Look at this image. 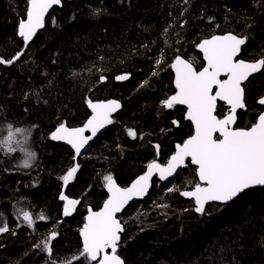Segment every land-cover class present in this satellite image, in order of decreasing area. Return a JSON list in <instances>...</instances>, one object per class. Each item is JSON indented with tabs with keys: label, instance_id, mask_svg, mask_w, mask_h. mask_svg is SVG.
Wrapping results in <instances>:
<instances>
[{
	"label": "trees",
	"instance_id": "obj_1",
	"mask_svg": "<svg viewBox=\"0 0 264 264\" xmlns=\"http://www.w3.org/2000/svg\"><path fill=\"white\" fill-rule=\"evenodd\" d=\"M62 3L17 61L0 64V142L9 126L30 136L24 148L13 143L15 152L0 147V226L9 228L0 233V264H95L80 256V229L88 208L97 211L107 199L104 177L128 187L151 161L166 164L193 133L184 108L162 104L175 93L170 67L175 57L199 70L205 63L197 45L226 33L246 38L241 59L264 57V0ZM26 7L27 0H0V57L24 49L18 22L26 18ZM160 53L164 60L157 64ZM121 75L128 79L117 80ZM263 95L264 69L246 85V109L238 113L237 127L256 122ZM112 99L123 103V111L82 157L51 140L61 123L84 125L89 100ZM227 112L219 104L217 115ZM28 152L34 153L31 159ZM76 164L79 171L65 186L61 177ZM198 182L189 164L168 183L155 180L149 197L119 217L125 232L118 255L125 264H264V188L229 205L210 204L200 216L194 201L181 197ZM61 193L80 201L70 216L63 215ZM23 211L32 214V226ZM41 214L45 220L38 219ZM52 232L57 235L49 254L41 242Z\"/></svg>",
	"mask_w": 264,
	"mask_h": 264
},
{
	"label": "snow or ice",
	"instance_id": "obj_2",
	"mask_svg": "<svg viewBox=\"0 0 264 264\" xmlns=\"http://www.w3.org/2000/svg\"><path fill=\"white\" fill-rule=\"evenodd\" d=\"M61 0H27L26 18L18 22V35L23 38L24 46L33 39L39 29L45 26L46 13L53 5ZM167 31V30H165ZM246 38L234 34L223 36L214 35L205 39L197 47L206 62L199 70L190 60L177 55L170 67L175 71V93L162 101L163 107L173 108L184 105L187 108L186 119L193 125V133L182 144L176 145L174 154L165 165L156 160L147 165V171L132 182L129 187H120L111 175L104 177L108 197L99 211L88 209L85 223L80 229L82 250L80 256L95 264H125L118 255L117 249L121 240L124 225L117 214L134 197H143L150 186L154 173L159 174L161 180L172 177L179 168L185 166L186 160L195 165V173L199 182L191 191L181 194L194 198L195 211L203 213L209 202L228 203L246 190L255 186H264V112L260 113L256 122L247 128L234 127L238 120V110L246 108L244 101V81L264 68V57L255 62L237 59L241 46ZM23 55V50L16 52L11 58L0 57V64H13ZM160 60L156 63L160 64ZM156 73L153 72V75ZM225 77L221 79V77ZM105 77H101L104 80ZM126 80L128 75L116 77ZM147 83V81H145ZM218 101L229 106L227 114L222 118L217 115ZM92 115L82 127L70 128L61 123L51 134L53 140H64L79 156L81 150L96 136L105 125L113 123L111 116L120 108L119 102H88ZM264 105V99L259 101ZM176 124V121H173ZM28 130L15 128L9 131L6 138L0 142V147H6L8 152H15L13 140L17 133L23 134ZM90 131L91 135H85ZM128 134L136 138V133L129 130ZM218 134V135H217ZM157 152L159 145L155 146ZM29 158L34 153H26ZM24 167H29L28 160ZM79 164L69 168L61 177L64 185L75 176ZM173 189H169L172 191ZM62 201H66L63 214L69 216L76 210L79 200L69 199L63 193ZM39 220L46 217L41 214ZM23 220L32 226L33 216L29 211H23ZM9 228L0 226V233L8 232ZM56 232L42 241L43 250L52 252L51 240ZM41 247V245H36ZM110 250V251H109Z\"/></svg>",
	"mask_w": 264,
	"mask_h": 264
},
{
	"label": "water",
	"instance_id": "obj_3",
	"mask_svg": "<svg viewBox=\"0 0 264 264\" xmlns=\"http://www.w3.org/2000/svg\"><path fill=\"white\" fill-rule=\"evenodd\" d=\"M62 5H63V3H62V0H61V3L60 4H58V5H53V7L52 8H50L49 10H48V12L46 13V16H45V26H46V20H47V18H48V16L51 14V12L55 9V8H61L62 7ZM45 26L42 28V29H39L38 31H37V33H36V35L33 37V39L28 43V46L27 47H25L24 46V49H23V54H24V52L27 50V48L29 47V45L31 44V43H33V41L37 38V36L45 29ZM226 34H229V33H226ZM226 34H223V35H226ZM231 34H233V33H231ZM223 35H219V36H223ZM235 35V34H234ZM19 36V35H18ZM237 36V35H236ZM20 37V36H19ZM22 40H23V38L22 37H20ZM212 38V37H211ZM211 38H208V39H211ZM202 42V41H201ZM246 44V43H245ZM245 44L244 45H242L241 46V52L238 54V56H237V59H240V57H241V53H242V49H243V47L245 46ZM198 51H199V53L202 55V58H203V54L200 52V50H199V48H198ZM183 58V57H182ZM183 59H185V58H183ZM240 60H243V59H240ZM245 61V60H244ZM246 62H250V61H246ZM204 63H206L205 61H204ZM195 67V66H194ZM263 69L264 68H262L259 72H256V73H253L249 78H248V80H246V81H244L243 82V84H242V87L244 88V86H245V84L252 78V77H254V76H256V75H259L262 71H263ZM171 70H172V72H173V75H174V79H173V85H174V88H175V71H174V69H172L171 68ZM225 77H221V79H224ZM175 91H176V89H175ZM245 98H246V95H245V88H244V101H245ZM261 99H264V97H262ZM261 99H259V101L261 100ZM112 100H115V101H117V102H119V104H120V108L119 109H117V111L116 112H114V113H112V116H111V119H112V121H113V123H111V124H108V125H105V127L104 128H102V129H100V131L96 134V136L95 137H93V139L92 140H90L89 141V143H88V145H86L85 146V148L84 149H82L81 150V154L79 155V156H76L75 155V157H76V159H78V158H80V157H82L88 150H89V148L91 147V145H92V143L98 138V137H100L102 134H104L105 132H107L113 125H114V123H115V118L123 111V108H124V106H123V103L121 102V101H119V100H116V99H112ZM107 101H110V100H107ZM259 101H258V103H259ZM93 103H97V102H106V101H92ZM219 104H224L228 109H229V106L228 105H226L225 104V102H223V101H218V106H217V111H218V107H219ZM245 104H246V101H245ZM259 105H261V106H264V105H262V104H260L259 103ZM175 106H178V107H182V108H184L185 110H186V113H187V108H186V106H184V105H175ZM174 106V107H175ZM88 109H89V111H90V116L92 115V110H91V108H89L88 107ZM246 109V108H245ZM245 109H243V110H245ZM240 111H242V110H238V113L240 112ZM185 119H186V114H185ZM88 120V119H87ZM186 121L187 122H189V123H191V121H189V120H187L186 119ZM237 122H238V120H237ZM86 123V122H85ZM84 123V124H85ZM192 124V123H191ZM193 126V125H192ZM68 127V126H67ZM82 127V126H81ZM234 127H237V124L236 125H234ZM76 128H78V127H76ZM56 130V129H55ZM54 130V131H55ZM53 131V132H54ZM52 132V133H53ZM51 133V134H52ZM85 135H91V132L90 131H86L85 132ZM218 135V134H217ZM51 140L53 141V142H55V143H61V144H63V145H66V146H68L69 148H71V150L75 153V150L72 148V146L71 145H69L66 141H64V140H53L52 138H51ZM175 150H176V147H175ZM158 163H160L161 165H165V164H162L159 160H156ZM188 161H190V160H186V162H185V166H182L181 168H179L178 170H177V172L172 176V177H169L167 180H161L160 178H159V174L158 173H154V175H153V177H152V180L150 181V186H149V188H148V191H147V193L143 196V197H134L131 201H129L128 202V204L125 206V208H124V210H122V212H120V213H118L117 214V216H118V218L122 215V214H124V212L129 208V206L130 205H132L133 203H135V202H142V201H144V200H146L148 197H149V195H150V193L152 192V190H153V186H154V182H155V180H158L159 182H162V183H168V182H170V181H172V180H174L176 177H177V175L180 173V171L181 170H184V169H186L187 167H188ZM192 165V164H191ZM192 166H194V167H196L195 165H192ZM147 171V168H146V170H145V172ZM144 172V173H145ZM143 173V174H144ZM142 174V175H143ZM141 176V175H140ZM139 177V176H138ZM137 177V178H138ZM198 177V176H197ZM136 178V179H137ZM135 179V180H136ZM115 180V179H114ZM199 180V179H198ZM116 181V180H115ZM116 183H117V181H116ZM118 184V183H117ZM131 184H132V182H131ZM130 184V185H131ZM119 185V184H118ZM129 185V186H130ZM120 186V185H119ZM128 186V187H129ZM120 187H122V186H120ZM262 188H264V186H255V187H253V188H250V189H248V190H246L244 193H246V192H248V191H251V190H255V189H262ZM105 191H106V193H107V197H108V192H107V188L105 187ZM187 191H191V190H187ZM184 192V191H183ZM182 193V192H181ZM244 193H242V194H240L237 198H235L233 201H230V202H228V203H221V202H209L208 204H206L205 205V211H206V209H207V207L210 205V204H213V203H217V204H221V205H229V204H231V203H233L234 201H236L239 197H241ZM181 197L182 198H184L185 200H187V201H194V204H195V200H194V198H191V197H186V196H184V195H182L181 194ZM103 206V205H102ZM195 207H196V205H195ZM91 208V207H90ZM102 208V207H101ZM100 208V209H101ZM89 209V208H88ZM92 209V208H91ZM99 209V210H100ZM93 210V209H92ZM99 210H97V211H99ZM93 211H95V210H93ZM195 211V210H194ZM205 211L203 212V213H198V212H196L195 211V213L196 214H198V215H203L204 213H205ZM123 224V223H122ZM124 225V224H123ZM124 232H125V226H124V231L120 234L121 235V240H120V242H119V246H120V244H121V241H122V235L124 234ZM80 238H81V241H82V237H81V235H80ZM119 246H118V249H119ZM118 249H117V252H118ZM110 251V250H109Z\"/></svg>",
	"mask_w": 264,
	"mask_h": 264
},
{
	"label": "rangeland",
	"instance_id": "obj_4",
	"mask_svg": "<svg viewBox=\"0 0 264 264\" xmlns=\"http://www.w3.org/2000/svg\"><path fill=\"white\" fill-rule=\"evenodd\" d=\"M167 30H169V29H167ZM156 60H160L161 62H160V64H162V62H163V60H164V57H163V54L162 53H160V54H158L157 55V58H156ZM173 62V61H172ZM171 62V63H172ZM171 65V64H170ZM227 114V113H226ZM13 143H18V144H20V146H22L23 148H24V146L25 145H29V143H30V136H29V134H27L26 132L25 133H23V134H19V133H17L16 135H15V137H14V140H13ZM32 158V157H31ZM30 158V159H31ZM79 171V169L77 170V172ZM77 172H76V174H77ZM76 174H75V176H76ZM75 176L69 181V183L71 182V181H73V179L75 178ZM68 183V184H69ZM67 184V185H68ZM67 185H65V186H67ZM65 203H66V201H63V209H64V205H65ZM77 206V205H76ZM64 215V214H63ZM65 216V215H64ZM70 216V215H69ZM44 252H47L46 250H44Z\"/></svg>",
	"mask_w": 264,
	"mask_h": 264
},
{
	"label": "flooded vegetation",
	"instance_id": "obj_5",
	"mask_svg": "<svg viewBox=\"0 0 264 264\" xmlns=\"http://www.w3.org/2000/svg\"><path fill=\"white\" fill-rule=\"evenodd\" d=\"M240 59H241V57H240ZM202 60H203V58H202ZM203 63H204V60H203ZM203 65H204V64H203ZM252 78H253V77H252ZM252 78H251V79H252ZM251 79H250V80H251ZM250 80H249V81H250ZM249 81H248V82H249ZM248 82H247V83H248ZM247 83H246L245 86H244V88H245V95H246V85H247ZM174 89H175V88H174ZM169 97H170V96H169ZM262 97H264V95H263V96H260V97L257 99V103H258L259 99H261ZM245 101H246V98H245ZM258 105H259V103H258ZM259 106L262 108V111H261L260 113L264 112V106H261V105H259ZM191 125H192V124H191ZM189 164L191 165L190 161H188V165H189ZM193 167H194V166H193Z\"/></svg>",
	"mask_w": 264,
	"mask_h": 264
}]
</instances>
